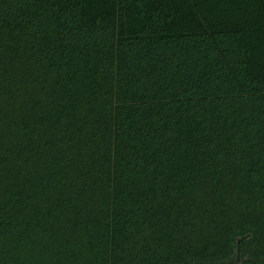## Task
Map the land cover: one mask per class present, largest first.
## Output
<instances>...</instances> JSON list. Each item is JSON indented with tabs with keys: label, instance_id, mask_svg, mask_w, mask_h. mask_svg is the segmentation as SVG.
<instances>
[{
	"label": "trees",
	"instance_id": "1",
	"mask_svg": "<svg viewBox=\"0 0 264 264\" xmlns=\"http://www.w3.org/2000/svg\"><path fill=\"white\" fill-rule=\"evenodd\" d=\"M0 264H264V0H0Z\"/></svg>",
	"mask_w": 264,
	"mask_h": 264
}]
</instances>
